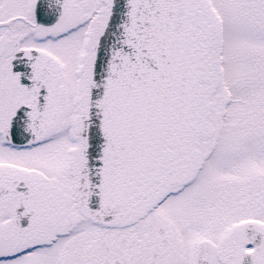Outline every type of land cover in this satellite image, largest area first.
Returning <instances> with one entry per match:
<instances>
[{"label":"snow or ice","instance_id":"1","mask_svg":"<svg viewBox=\"0 0 264 264\" xmlns=\"http://www.w3.org/2000/svg\"><path fill=\"white\" fill-rule=\"evenodd\" d=\"M0 264H264V0H0Z\"/></svg>","mask_w":264,"mask_h":264}]
</instances>
